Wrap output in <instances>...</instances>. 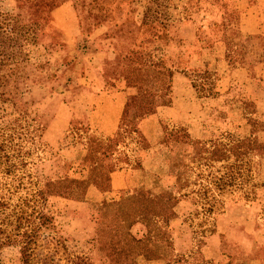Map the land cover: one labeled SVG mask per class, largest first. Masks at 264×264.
<instances>
[{"label":"rangeland","instance_id":"rangeland-1","mask_svg":"<svg viewBox=\"0 0 264 264\" xmlns=\"http://www.w3.org/2000/svg\"><path fill=\"white\" fill-rule=\"evenodd\" d=\"M40 1L50 0H0V11L13 13L17 8H29ZM158 1L162 4L159 9L151 6V11L159 12L158 21L162 23V28L155 29V37L146 32L147 27H139L148 0H97L101 7L91 4L90 0H63L57 8L68 6L63 11L64 19L59 21L62 24L64 20L63 24H67L74 17V24L65 28L56 26L52 12L47 21L41 23L42 30L37 32L36 43L28 47L30 62L23 70L24 82L14 87V83L8 80L7 90L11 97H17L16 100L21 102L22 109L43 126V141L47 147L36 146L33 163L25 174L30 175L29 179L25 177L14 183L11 176H3L0 166V197L6 195L9 198L4 212L0 207V226L2 219L9 217V221L1 226L4 231L0 232V264H22L24 229H15V212L11 209L17 204L18 208L30 212L34 194L43 187L45 178L58 182V191L61 192V196L48 197L41 205L53 216L54 231L65 240L70 251L90 248L89 242L94 237L92 216L96 214L95 206L72 200L73 194L80 190L75 179L89 177V170L94 188L116 211L124 214L128 230L135 238L145 236L153 223L169 221L176 251L180 254L190 247V232L183 223L186 208L180 206L181 199L176 190L173 193L163 190L145 201L121 205L120 197L124 193L112 197L107 192L109 174L137 167L140 159L145 163L141 166L147 168L145 153L151 155L154 149L163 150L160 144L152 146L151 141L147 143L139 124L166 103L163 97L171 93L170 77L175 71L184 73L191 86L194 83L203 95L213 93V87L216 90L217 71L200 67L189 69L192 54L202 53L215 41H221L227 45L231 62L264 59V35L246 34L264 23V0ZM260 14L263 17L260 16L258 21ZM219 50L214 51L215 56L221 54ZM130 51L133 53L129 54ZM210 55L211 59L215 58L212 53ZM157 59L161 66L157 68L158 77H155L154 72L147 73V70L152 69L148 67L150 62H159ZM256 67L258 72L264 69ZM123 70L128 71L124 73ZM204 71L211 73L210 80L197 75ZM124 92H128L126 96ZM231 94L236 102L238 95H242L236 90ZM107 99L115 104L119 102L120 106L125 104L117 129L111 135L95 129L89 121L95 107L104 105L100 101ZM209 102L211 104L205 107L217 111L211 106L213 101ZM247 103L242 106L245 105L247 124L251 125L258 119L252 117L253 105ZM211 113L212 120L217 118L216 112ZM12 117L11 105L0 101V124L12 120ZM177 126L181 132L175 141L193 163L202 164L208 160L210 151L203 143L205 140H193L185 126ZM149 146L152 149L147 151ZM255 174L264 181V159L256 161ZM4 182L6 186H3ZM236 194L226 191L218 201L225 205L236 200ZM217 228L226 233L229 241L250 249L259 242L264 243V212L255 206L236 205ZM214 243L216 246L217 240ZM41 245L37 243L36 253L50 255L53 252V245L48 249H41ZM133 264L147 262L140 257ZM170 264L184 262L179 257ZM232 264L263 263L259 259L239 257Z\"/></svg>","mask_w":264,"mask_h":264},{"label":"trees","instance_id":"trees-1","mask_svg":"<svg viewBox=\"0 0 264 264\" xmlns=\"http://www.w3.org/2000/svg\"><path fill=\"white\" fill-rule=\"evenodd\" d=\"M90 1L101 7L97 0ZM61 2L63 0L40 1L29 8H17L13 13L0 11V101L10 104L13 110L12 120L0 124V166L3 176H11L14 183L15 180L21 182L25 177L29 179L30 175L25 174L28 173L27 167L33 163L36 146L47 147V144L43 141V126L22 109L17 97H11L8 93V80L14 83V87L19 82H24L23 70L30 62L28 47L36 43L37 32L42 30L41 23L47 21L49 13ZM152 4L156 9L162 6L158 0H148L139 27H147L146 32L155 37V29L161 27L162 23L158 21L159 12L151 11ZM132 53L133 51L129 52ZM156 61L159 62H150L148 67L152 69H148L147 73L154 72L155 77H158L157 68L161 66V62L159 59ZM126 71L128 70H123L124 73ZM197 75L211 79L208 71ZM192 86L203 107L213 101L211 106L218 110L211 108V112H216L217 118L225 119L224 108L216 101L222 96L215 88L213 87V93L203 95L198 92L194 83ZM246 101L245 96L238 95V105L242 106ZM154 118V115L148 118L150 121L147 133L152 146L160 144L163 150L157 148L151 155H145L148 172L155 175L160 184L154 190L121 192L124 193L120 197L121 205L139 203L156 196L157 192L163 191L162 184L173 187L181 199L180 206L186 208L183 223L190 232V247L180 254L176 251L169 221L155 222L145 236L135 238L128 230L124 214L116 211L94 188L89 170V177L75 179V185L80 190L73 194L72 200L82 205L95 206L96 214L95 217L92 216L94 237L89 242L90 248L87 251H70L65 240L54 231V218L41 205L48 197L61 196V192L58 191V182L45 178L43 187L34 194L30 212L18 208L17 204L11 209L15 212V229H24L21 242L22 264H133L140 257L145 261L161 260L167 264L179 257L184 264H232L235 258L241 257L259 259L264 264V243L259 242L249 249L236 241H229L226 233L219 232L217 228V220L226 213L227 207L255 206L260 212H264V181L255 174L256 161L264 159V143L254 142L251 136L240 137L223 126L218 137L203 142L210 151L208 160L202 164H194L175 141L181 129L177 125L162 123ZM251 126L264 129V122L255 120ZM138 162L141 167L142 159ZM6 185L4 182L3 186ZM226 191L237 193V197L224 205L218 198ZM1 196L0 207L4 212L3 208L9 205V198ZM8 219V216L3 218L1 226ZM1 226L2 233L4 229ZM216 240L218 243L215 246ZM39 242L42 243L41 249H48L53 245V252L50 255L36 253Z\"/></svg>","mask_w":264,"mask_h":264},{"label":"crops","instance_id":"crops-1","mask_svg":"<svg viewBox=\"0 0 264 264\" xmlns=\"http://www.w3.org/2000/svg\"><path fill=\"white\" fill-rule=\"evenodd\" d=\"M66 6L68 5H63L53 10L51 13L55 21L54 23L60 28L69 27L75 22L74 17H72L67 24H63L65 22L64 20L62 24L59 21V19H64L63 11ZM260 16L263 17V14L259 15L258 21L261 19ZM253 33L264 35V23L258 28L255 27L253 31L246 32V34ZM218 49H220L218 52H221V54L215 56L214 51ZM210 53H212L215 58L211 59ZM227 54V45L223 44L221 41H215L213 46L203 50L202 53L192 54L189 63V69L200 67L209 71H217L216 75L218 79L216 91L222 97L216 101L224 108L225 119L218 117L212 120L211 108L207 109L203 107L184 73H179L177 71H175L171 77V93L170 95H164L163 98H166L164 101L166 103L156 108L154 119H158L162 123L166 122L173 125L185 126L190 138L196 141H203L218 135L224 126L226 130L240 137L251 136L253 140L256 138V140H254L256 143H264V129L254 131L251 125L247 124V118L244 115L245 105H238L237 102L233 100V95L231 94V92H235L236 90L245 96L248 103L253 105L254 110L252 112V117L264 122V69L258 72V68L256 67L263 68L264 59L260 60L258 58L252 62H231ZM206 58L211 60L205 61ZM127 93L128 92H124V95L126 96ZM100 102H103L104 105L95 107L91 112L89 121L91 125H94L95 129L105 135H111L117 129L120 112H122V107H124L125 104L120 106L118 105L119 102L115 104V102L112 103L109 99L101 100ZM112 109L114 112L111 111ZM110 112H113V114L109 115ZM149 121L148 118H145L139 124V129L143 133L147 143L150 142L147 133ZM150 149H152V147L149 146L146 150L149 151ZM143 164L145 165L144 162ZM147 169L148 168L144 166H137L111 172L109 174L110 186L107 192L114 197L123 191L143 189L154 190L160 183L156 176L148 172ZM162 188L164 190L163 192H174V188L169 185L162 184ZM231 209L232 206L227 207L226 213L222 217H219L217 220L218 227L220 221L227 217ZM185 248H182V250ZM145 262H147V264H166L165 261L161 260Z\"/></svg>","mask_w":264,"mask_h":264}]
</instances>
